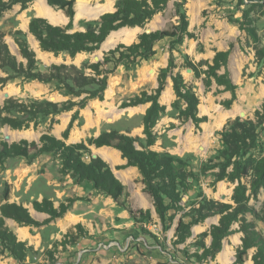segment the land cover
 <instances>
[{
  "label": "rangeland",
  "instance_id": "1",
  "mask_svg": "<svg viewBox=\"0 0 264 264\" xmlns=\"http://www.w3.org/2000/svg\"><path fill=\"white\" fill-rule=\"evenodd\" d=\"M36 1L29 3L25 9H22L20 5H14L0 16V32L5 35L4 41L11 54L18 61H20L19 51L18 49L17 51L14 50V32L21 31L29 48L34 51L28 41V23L35 17L46 19V16L38 14L34 8ZM86 1H83L87 4L85 14L79 18H76L75 4L77 0L74 4L75 16L72 22V32L84 31L87 27H94L99 18L89 19L88 16L96 5H106L108 2L111 6L109 11H111L115 9L117 0ZM109 1H112L113 4ZM175 2L181 3L182 0H170L167 6L157 13L144 28L150 27L153 31L170 30L174 25H178L179 20L175 15ZM263 5L264 0L253 2L248 0H183L179 9L185 14L188 23L187 32L190 37L183 36L178 43L174 42V38H164L154 44L156 54L153 57L138 61L129 69L119 65L108 77L103 100L87 101L85 108L79 110L78 119L70 130L68 138L64 140L65 144L68 145L81 142L86 144L100 131L101 133L106 132L108 128H101L102 126L108 127L109 125H111L108 129L109 132L125 128L127 133L131 134L132 132L129 131L132 128L142 124V117L145 113L135 110L132 114L130 110L132 116L126 115L125 113L128 112L122 111L124 109H121V104L132 97L139 96L142 91L148 94L152 93L155 90L156 85L154 84H157L160 72L167 67L171 59L174 65L171 74L179 73L183 80L192 87L199 100L198 115L199 117H206V121L199 125V129H196L190 121L182 122L177 119L178 111L172 107V103L176 100L175 97L164 106L165 112L159 117L153 128L155 144L152 147H146L143 134V137L128 136L136 140L135 147L138 150L153 148L154 150L151 151L160 155H170L176 159L174 163L176 169L182 167L189 171L185 189L179 190L181 197L185 200L180 203L181 209L178 213L175 214L173 210H168L165 213L164 221H160L155 211L152 210L154 212L152 214L150 212V221H143L138 215H136L138 221H134L127 210H124L110 197L93 190L90 183L79 184L81 187L76 189V185L73 184L69 176L59 174L60 162L51 153L38 156L29 163L22 157L4 159L0 163V205L5 203L3 195L5 189H8L7 203L21 205L28 210L35 221L41 223L38 227H20L10 219L5 220L6 227L16 235L18 241L25 242L28 247H31L24 264H220L218 255L213 261L209 259L199 261L194 255L202 253L200 243L206 247L210 244V237L203 234H208L210 227L218 224L220 218V215L211 214L214 209L206 203L213 202L235 207L232 194L237 181L230 182L224 179L214 182L218 172L217 166L224 161L219 158V151L224 148L219 134L228 130L230 124L235 121L241 125L250 123L249 126L258 133L255 148L241 154L236 160L242 173L240 183L247 189L246 206L250 208V211L241 217L253 225V229L264 243V188H260L254 194L250 191L254 177L251 168L259 159L264 157V130L257 123L258 119L256 118V112L260 111L261 105L264 103V97H261L264 96V91L262 92L264 88V58L260 63H257L254 52V47H264ZM50 8L54 12L64 15L62 11ZM245 12H247L251 26L256 30L259 38L256 45L245 31L239 29L236 23L243 20L242 16ZM46 20L52 25L59 26H66L68 23L67 18L62 23H52L48 17ZM25 25L27 30H25ZM140 33L138 31L136 36L133 31L112 33L100 48L108 50L113 45L116 48L119 44L130 46L137 42ZM134 36L135 39L133 40ZM104 45L108 47L105 48ZM230 45L231 50L226 69L237 89L235 101L229 109H226L221 103L231 98L230 93H219L221 88H217L215 84L206 88L201 78H195L193 72L186 73L184 64L188 60L192 64L200 66V69H206L207 65L212 64L215 54L227 51ZM100 48L93 53L77 54L74 58H70L67 54L54 56L48 53L50 55L43 54L41 56L35 51L34 53L43 68L52 64H65L74 65L82 70L86 63H93L92 56L98 54L101 51ZM111 67L110 65L109 68ZM222 72L223 70L220 71V73ZM10 74L11 72L8 70L0 69V78H5ZM170 81V75H167L164 90ZM6 93L9 98L22 102L49 101L51 96L56 97L55 103L67 100L78 102L86 96L85 94L80 97L66 96L55 83L41 84L36 81H25L18 77L4 85L0 84V109L6 100L4 96ZM94 101H98L99 104L98 102L94 104ZM158 102L160 103V97ZM180 107L183 108L182 103H180ZM100 108L104 110L102 117H99ZM199 109L206 113L200 112ZM76 110L77 107H73L71 111L57 115L39 116L35 128L33 123L29 124L28 129L22 130H12L0 124V141L9 144L21 140L37 142L44 133L54 136L64 118H67L68 115L71 117ZM113 112L121 115L119 119L114 121L118 126H115L113 121H107L108 117L111 119L116 117ZM221 113H227L228 116L227 118L222 116L221 124H218ZM230 113H233L234 116L229 117ZM11 116L22 117L16 113H12ZM6 136L10 137L9 141L5 140ZM188 139L197 140L198 147L194 148L189 145ZM199 147L203 149L200 150ZM83 160L89 162V157L84 156ZM106 163L113 174L118 177L122 172H127L131 168L124 167V164L113 166L108 162ZM203 168L208 169L203 171ZM231 170L232 165L226 172L229 173ZM217 184L219 187L220 184H223L231 194L227 195L224 192L226 195L221 198L215 188ZM124 186L128 197L125 200H120V203L125 201L133 211L150 209L151 198L143 192L144 186L141 183L140 175ZM74 189L76 190L74 191ZM70 197L78 200L70 206V212L67 213V216L65 214L61 218L49 220L46 214L36 215L33 213L32 202L35 200L48 199L57 207ZM166 203L168 202L166 201ZM202 203L205 207L202 212L210 213L209 217L191 228V237L185 243L177 244L174 233L179 220L183 219L184 222H188L190 221L189 215L197 216L195 209H198ZM76 204L83 207L84 210H74ZM69 217L71 219H68ZM77 223L83 226L86 233L85 237L80 238L73 246H55L56 243L62 241L68 228ZM18 228L26 229L28 233L26 234L24 230L25 235H23L21 233L23 229L18 230ZM231 229L239 231V224H233ZM195 230L198 231L194 232ZM242 238L243 233L236 232L223 239L221 251L227 248L232 253V258L228 264L235 261L236 250L241 246ZM254 253L255 249H249L244 256L243 264H253L252 256ZM0 264L19 263L0 246Z\"/></svg>",
  "mask_w": 264,
  "mask_h": 264
},
{
  "label": "trees",
  "instance_id": "2",
  "mask_svg": "<svg viewBox=\"0 0 264 264\" xmlns=\"http://www.w3.org/2000/svg\"><path fill=\"white\" fill-rule=\"evenodd\" d=\"M33 1L36 0H0V16L14 5H20L22 9H25ZM169 1L117 0L115 11L100 16L94 27H87L84 31L72 32L76 0H46L48 6L63 12L68 19L67 25L55 26L44 18L35 17L28 23V33L38 42L41 52L50 53L54 56L67 54L70 58H74L77 54L93 53L98 50L111 32L122 28H144L157 13L167 6ZM182 4L183 0L181 3H174L175 15L179 20L178 25H174L170 30H157L150 34H140L137 42L130 46L117 45L116 48L104 53L102 61L86 63L82 70L74 65L65 64H52L44 68L41 67L42 65L37 60L34 51L29 48L24 34L19 30L14 32V43L23 61H18L9 51L4 41L5 35L0 32V69L11 72L5 78H0L1 85L21 77L25 81H36L41 84L55 83L66 96L80 97L83 94L86 95L78 102L67 100L60 103L50 101L22 102L13 98L6 99L0 109V124L12 130L28 129L30 123H33L35 128L39 116L57 115L71 111L73 107H77V110L72 114L68 126L62 133V139L44 133L37 142L21 140L9 144L0 141V163L4 159L14 157H22L29 163L38 156L51 153L60 162L59 174L69 176L74 185L90 183L93 190L110 197L124 210H127L134 221H138L136 215L140 216L143 221H150L151 214L149 210L133 211L125 201L120 203V200H125L128 197L126 187L113 174L104 160L99 156L92 158L89 149L90 146L96 148L112 147L119 151L121 157L127 161L124 167H135L137 169L141 177V183L144 186L143 192L151 198L155 214L160 221H164L165 213L168 210H173L175 214L178 213L182 202L179 190L185 189L189 171L182 167L176 169L174 165L176 159L172 156L160 155L151 150H138L135 147L136 140L134 138L119 134L117 131L102 132L98 137L90 138L86 144L81 142L68 145L65 144L64 140L68 138L70 130L78 119L79 110L85 108L87 101L93 99L103 100L108 77L119 65L129 69L138 61L153 57L156 54L154 44L164 38H174V42L178 43L183 36L190 37L187 32L188 23L185 14L179 9ZM242 19L241 22H236L239 29L245 31L250 40L256 45L259 38L256 30L251 26L247 12L243 13ZM230 50L231 45L227 51L217 52L212 64L207 65L206 69H200V66L194 65L188 60L184 64V68L190 69L195 78H201L206 88L214 83L221 88L218 91L219 93L229 92L231 94L229 100L221 103L226 109H229L235 101L237 89L226 69ZM254 52L256 62L260 63L264 58V47H254ZM110 65L111 68H109ZM173 68V62L170 59L167 67L160 72L157 78L158 86L152 93L148 94L142 91L139 96L126 100L120 106L121 109H126L149 104L142 117L143 135L147 148L155 144L153 128L159 117L165 112V107L160 105L158 99L164 90L167 75H170L176 97L172 107L178 111L177 119L182 122L190 121L196 129H199V125L206 121V117L198 116L199 100L192 87L183 80L179 73L172 75L171 70ZM221 70H223L222 73H220ZM180 103H182L183 108L180 107ZM12 113L19 114L22 117H12ZM2 114H5V116H2ZM256 118L258 119L257 123L264 130V103L261 105L260 111L256 112ZM249 125L250 123L241 125L235 121L230 124L228 130L219 134L224 146L219 151V158L224 161L217 166L218 172L215 175L214 182L224 179L230 182L237 181L232 194L235 207L213 202L206 203L214 209L211 214L220 215V218L218 224L210 227L208 234H203L210 237V244L206 247L203 243H200L202 253L194 255L199 261H207L208 259L213 261L222 250L223 239L236 232H242L241 246L237 248L235 261L232 264H243L244 256L252 248L255 249L252 256L253 264H264V243L259 234L253 229V225L247 223L241 217L249 212L250 208L246 206L247 189L240 183L242 173L236 159L256 146L255 140L258 133ZM78 126H80L79 123ZM84 156L89 157V162L83 160ZM233 159L235 160L232 162ZM231 165L232 170L227 173L226 170ZM207 169L203 168V171ZM251 169L254 177L250 185V191L254 194L260 188H264V157L259 159ZM8 194V189H5L3 195L5 203L0 205V246L19 264H24L31 247H28L25 242L18 241L16 235L6 227L5 220L10 219L20 227H38L41 223L35 221L28 210L21 205L7 203ZM77 200V198H68L65 202L60 203L58 208H55L53 202L48 199L35 200L32 202V207L38 213L47 214L49 220H54L61 218L73 202ZM203 204L195 209L197 216L189 215L190 221L179 220L174 233L177 244L185 243L191 237V228L209 217L210 213L202 212L205 208ZM235 223L239 224V231L231 229ZM85 235L83 227L78 224L68 230L62 241L56 243L55 246H73ZM48 254L50 255V253Z\"/></svg>",
  "mask_w": 264,
  "mask_h": 264
},
{
  "label": "crops",
  "instance_id": "3",
  "mask_svg": "<svg viewBox=\"0 0 264 264\" xmlns=\"http://www.w3.org/2000/svg\"><path fill=\"white\" fill-rule=\"evenodd\" d=\"M46 1V0H45ZM78 1V0H77ZM81 1H86V0H81ZM86 2H88V1H86ZM109 2H112V1H109ZM47 3V2H46ZM77 3V2H76ZM108 3V2H107ZM112 4H113V2H112ZM75 6H76V4H75ZM75 6H74V8H75ZM50 7V6H49ZM113 11V9L111 10V11H109V12H112ZM104 13H106V12H104ZM101 15V14H100ZM59 26V25H58ZM26 29H27V26H26ZM135 30H137V31H135ZM121 31H127V32H134L135 34V36H136V34H137V32L138 31H140V29L138 28V27H135V28H122V29H120V30H118V32H112L113 34H119ZM141 32V31H140ZM112 33H110V35L112 34ZM141 34V33H140ZM109 35V36H110ZM31 36V37H30ZM135 36H134V38H133V40L135 39ZM122 38H125L124 36H121ZM28 41H29V43L32 45V48H33V50L36 52V53H38L37 52V50H39L40 51V49H39V45H37V43L38 42H35V39L33 38V36L32 35H30L29 34V36H28ZM32 38V39H31ZM107 39V38H106ZM132 40V41H133ZM118 41H121V40H118ZM117 41V42H118ZM116 42V43H117ZM131 43V42H130ZM129 43V44H130ZM133 44V43H132ZM38 47H37V46ZM115 45H113L111 48H113ZM37 47V48H36ZM17 46L15 45L14 46V50H16L17 51ZM222 50H224V49H222ZM19 51V50H18ZM41 52V51H40ZM42 53H44V52H42ZM44 54H48V53H44ZM48 55H50V54H48ZM212 84H214V83H212ZM154 85H156V87H155V89L157 88V86H158V84H154ZM216 85V84H215ZM216 87H217V85H216ZM218 88V87H217ZM264 91V88H263V90H262V92ZM231 95V94H230ZM261 95H262V93H261ZM261 97H264V96H261ZM175 98V94H174V91H173V88H172V81H170V82H168V84L166 85V88H165V90L164 91H162V93H161V95H160V104H162V106H165V105H167L168 104V102H170V101H172L173 99ZM259 98H260V96H259ZM95 102H98V101H94V104H96ZM98 104H99V102H98ZM149 107V104H143V105H139V106H136V107H133V108H126V109H124V110H122L123 112L124 111H126V112H128V113H125L126 115H130V116H132L131 114H130V110L131 109H134V110H137V112H140V113H145L146 112V110H147V108ZM99 110V109H98ZM109 110H112V109H109ZM108 110V111H109ZM113 111V110H112ZM199 111L200 112H202V110L201 109H199ZM102 112H104V110L103 109H101L100 108V110H99V117H102V116H104L103 115V113ZM202 113H206V112H202ZM225 114V115H224ZM224 114H220V116H219V121H218V124H221V120H222V116H226V118H227V116H228V114L227 113H224ZM113 115H115L116 117L114 118V119H111L110 117H108L107 118V121H108V119H111V121H116L117 119H119L120 117H121V115H120V113H115V112H113ZM72 116V115H71ZM109 116V115H108ZM199 116V115H198ZM232 116H234V114L233 113H230V115H229V117H232ZM70 119H71V117H70V115H68V117L67 118H64V120L62 121V124H61V126L58 128V130L56 131V133H54V136L57 138V139H60V138H62V134H61V132L64 130V128L65 127H67L68 126V124H69V122H70ZM111 121H109V122H111ZM116 122H114L113 124L116 126L117 125V123L115 124ZM113 125V126H114ZM110 126L111 125H109L108 127L107 126H102L101 128H110ZM118 126V125H117ZM66 129V128H65ZM108 129H106V132H109L108 131ZM125 128H119L117 131L119 132V133H122V134H125V135H129V136H134V135H136V136H141V137H143V127H142V124L141 125H139L138 127H136V128H132L129 132H132L131 134H128L127 133V130L125 129ZM103 131V130H102ZM105 131V130H104ZM101 134V131L98 133V134H96L94 137H98L99 135ZM75 136V135H74ZM196 141L197 140H195V139H188L187 140V143L189 144V145H191L192 147H194V148H197L198 147V144L196 143ZM204 146H206V145H204ZM202 147H199V149H201ZM89 149L91 150V152H92V154H94V155H96V156H99L101 159H103V160H105L106 162H108V163H110L111 165H119V164H124V166L126 165V163H127V161L125 160V159H123L122 157H121V154H120V152L119 151H117V150H114V149H112V148H108V147H106V146H103V147H100V148H96L95 146H90L89 147ZM203 149V148H202ZM149 150H154L153 148H150ZM108 157H112L113 159H108ZM139 175V173H138V171H137V169L135 168V167H131V168H129V171H127V172H122L120 175H119V177L116 175V177L120 180V182L123 184V185H127L128 183H129V181L130 180H132L133 178H136L137 176ZM81 187V185H79V187H78V185H76V189H78V188H80ZM216 188V191H217V194L221 197V198H224L225 197V195L227 194V195H230L231 194V192L227 189V187H225L223 184H220V187H219V184H217V186L215 187ZM76 189H74V191L76 190ZM224 192H226V194L224 193ZM213 193V192H212ZM213 197H214V195H212ZM70 198H72V197H70ZM68 199V198H67ZM65 202V201H64ZM76 202V201H75ZM75 202H73V204L75 203ZM151 202H152V200H151ZM61 203H63V202H61ZM53 205H54V203H53ZM59 206V205H58ZM58 206L56 207L55 205H54V207L55 208H58ZM73 207V206H72ZM33 208V207H32ZM71 208V207H70ZM69 208V209H70ZM149 210H150V212H151V214H152V212H154V211H152V210H154V207H153V205L152 204H149ZM69 209L67 210L68 212H66L64 215L65 216H67V213H69L70 211H69ZM80 209H83L84 210V208L83 207H80V206H77V204H76V206L74 207V210H76V211H80ZM34 210V209H33ZM33 213H35L36 215H41V214H43V213H38V212H36L35 210H34V212ZM76 213H79V212H76ZM84 214V213H83ZM47 215V214H46ZM48 218H49V216H48ZM68 219H71V217H69ZM75 221H73V223H74ZM76 223V222H75ZM78 224H80V223H77L76 225H78ZM76 225H74V226H76ZM81 225V224H80ZM74 226H71V227H69L68 228V230H70V229H72ZM82 226V225H81ZM83 227V226H82ZM19 229H23V228H18V230ZM84 229V228H83ZM26 231V234L28 233L27 232V230L26 229H23V231ZM68 230H67V232H68ZM66 232V233H67ZM23 235H25V234H23ZM26 237H27V235H26Z\"/></svg>",
  "mask_w": 264,
  "mask_h": 264
},
{
  "label": "bare ground",
  "instance_id": "4",
  "mask_svg": "<svg viewBox=\"0 0 264 264\" xmlns=\"http://www.w3.org/2000/svg\"><path fill=\"white\" fill-rule=\"evenodd\" d=\"M85 7H87L86 2H83L81 0H78L76 3V18L82 17L85 14ZM34 8L36 9V11L38 12V14L46 16L50 19V21L52 23H62L64 21H66V18L64 17V15H62V13H56L54 12L46 3L45 0H37L35 2V6ZM111 9V6L107 3L106 5H96L95 9L92 11V13L88 16L89 19H95L98 18L100 14L104 13V12H108ZM25 30L26 29V25H25ZM31 37V36H30ZM32 39V38H31ZM36 42V41H35ZM104 44V43H103ZM107 44V43H106ZM38 45V43H37ZM36 45V46H37ZM108 45V44H107ZM105 46V48H107L108 46ZM38 47V46H37ZM36 47V48H37ZM39 55H43L44 53L40 52L39 50H37ZM135 112V110L131 109V113ZM133 114V113H132ZM113 159L112 157H108V159ZM198 230H195L194 232H197ZM21 233L24 234V231L21 230ZM224 251H221L218 254V261L220 264H228L230 263V259L232 258V253L230 252V249L228 250L227 248L223 249Z\"/></svg>",
  "mask_w": 264,
  "mask_h": 264
},
{
  "label": "water",
  "instance_id": "5",
  "mask_svg": "<svg viewBox=\"0 0 264 264\" xmlns=\"http://www.w3.org/2000/svg\"><path fill=\"white\" fill-rule=\"evenodd\" d=\"M114 11H115V9H113L112 12H114ZM112 12H106V13H112ZM106 13H102L101 15H99V17L102 16L103 14H106ZM99 17H98V18H99ZM55 26H58V25H55ZM139 29H140V31H141V34H143V33H145V34H150L151 32H154V31L152 30V28H150V27H147V28H144V29L139 28ZM111 33H112V32H111ZM103 43H104V42H103ZM103 43L101 44L100 47L103 46ZM100 49H101V51H99L98 54L92 56L93 63H97V62H99V61H102L105 51L108 52L109 50L114 49V47L111 48V49H108V50H103V48H100ZM19 60H20V61H23V59L21 58L20 55H19ZM186 73H189V74H190V73H192V71H191L190 69H186ZM4 96H5V99H8V98H9V95H8L7 93H6ZM49 101L55 103V102H56V97L51 96V97L49 98ZM241 116H243V115H241ZM108 121H111V119H108ZM5 140H6V141H9V140H10V137H9V136H6V137H5ZM200 150H202V148H201ZM95 157H96V155L92 154V158H95ZM184 200H185V198H182V201H184Z\"/></svg>",
  "mask_w": 264,
  "mask_h": 264
}]
</instances>
